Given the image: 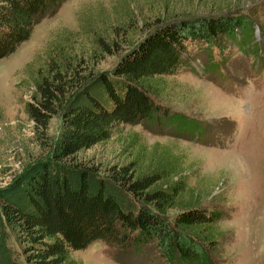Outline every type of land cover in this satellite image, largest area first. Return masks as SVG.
<instances>
[{"label": "rangeland", "instance_id": "obj_1", "mask_svg": "<svg viewBox=\"0 0 264 264\" xmlns=\"http://www.w3.org/2000/svg\"><path fill=\"white\" fill-rule=\"evenodd\" d=\"M223 13L243 15L251 24L220 45L189 42L185 69L158 81L157 100L189 125L143 118L122 124L75 156L99 170L135 157L141 171L175 153L187 182L181 200L196 195L222 214L208 264H264V0H66L0 58V187L46 156L59 132L60 113H55L48 122L49 143L42 144L23 109L49 56L87 58L95 52V71L108 70L126 43L160 20ZM98 39L117 47L111 54L96 51ZM7 243L20 264H27L22 242L8 226ZM70 255L83 264H169L153 242L133 249L95 239Z\"/></svg>", "mask_w": 264, "mask_h": 264}, {"label": "trees", "instance_id": "obj_2", "mask_svg": "<svg viewBox=\"0 0 264 264\" xmlns=\"http://www.w3.org/2000/svg\"><path fill=\"white\" fill-rule=\"evenodd\" d=\"M65 1L0 0V58ZM248 21L229 13L160 20L126 43L108 70L95 71V52L87 58L49 56L23 109L42 144L49 143L48 122L55 113H60V129L46 156L0 187V264H20L7 243V226L22 242L27 264H83L70 252L95 239L133 249L153 242L169 264H208L222 214L196 195L181 200L187 182L175 153L141 171L135 157L99 170L75 154L143 118L189 125V119L157 100L158 81L185 69L189 42L220 45L240 37ZM97 43L101 53L117 47L114 41Z\"/></svg>", "mask_w": 264, "mask_h": 264}]
</instances>
